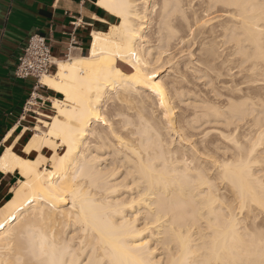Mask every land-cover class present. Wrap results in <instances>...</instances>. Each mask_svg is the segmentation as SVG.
<instances>
[{
    "label": "bare ground",
    "instance_id": "6f19581e",
    "mask_svg": "<svg viewBox=\"0 0 264 264\" xmlns=\"http://www.w3.org/2000/svg\"><path fill=\"white\" fill-rule=\"evenodd\" d=\"M195 2L97 0L117 22L91 33L87 54L73 49L39 77L62 96L44 98L55 114L38 118L21 151L20 134L0 155V171L20 175L0 206V264H259L264 225L252 222L253 208L264 213V0ZM200 10L211 21L208 56L220 54L223 26L250 83L223 107L186 102L184 69L170 81L163 76L177 64L164 52L163 22L174 36L167 19H199ZM156 12L153 46L146 29ZM109 102L123 115L117 124L125 135L104 114ZM181 102L191 114L178 113ZM207 124L216 135L207 136Z\"/></svg>",
    "mask_w": 264,
    "mask_h": 264
},
{
    "label": "crops",
    "instance_id": "0c3cea01",
    "mask_svg": "<svg viewBox=\"0 0 264 264\" xmlns=\"http://www.w3.org/2000/svg\"><path fill=\"white\" fill-rule=\"evenodd\" d=\"M115 20L97 0H0V155L20 134L16 148L19 145L23 148L21 140L31 131L23 119L36 79H24L15 74L18 58L29 37L34 33L45 35L52 43L54 54L61 59L70 43L72 50L89 51L91 33L107 30L108 22ZM54 92L38 85L33 97L44 100L55 96ZM24 129L26 131L22 132ZM9 132L13 137L6 140ZM14 183V174L0 171V206L9 198Z\"/></svg>",
    "mask_w": 264,
    "mask_h": 264
},
{
    "label": "rangeland",
    "instance_id": "374dc122",
    "mask_svg": "<svg viewBox=\"0 0 264 264\" xmlns=\"http://www.w3.org/2000/svg\"><path fill=\"white\" fill-rule=\"evenodd\" d=\"M198 0H196V2H197ZM200 1V0H199ZM198 1V2H199ZM195 2V3H196ZM198 2L196 3V8H199L198 7ZM198 4V5H197ZM199 10V9H198ZM201 12V10L200 11H198V17L199 16H203L202 18L200 17L199 19H197V17H195V18H193L192 16L191 17H189V19H188V17H183L182 15H180V13H176V16L173 14V15H171V17L169 18V19H167V21L168 20H170V21H168L169 22V24H171V25H173V27L174 28H176V31L178 32V34L180 33L181 35H183V36H181L180 34L178 35L177 34V32H176V36L174 35V36H169V33H168V30L167 29H165L166 28V22L164 21L163 22V26H162V35H163V37H164V42H165V44H166V49H164V52H165V50H166V52L165 53H167L168 51H167V49L169 50V51H171V55H172V57H175L174 58V60H173V62L175 61V60H177V64H174V65H170V67H169V65H166V67H167V70L163 73V76H164V80H166V81H170L173 77H175L176 75H181L182 74V72H183V69H184V72H185V75L187 76L186 77V80L185 81H182L183 83H181V87L182 88H184L183 89V91H185V92H187V96L186 97H189V98H186L185 97V99H187V101L186 102H188V101H192V100H194L195 98L196 99H203V100H207L208 102L210 101V103H214V104H216V105H219V106H224V105H226L225 103H227L228 101V99H226V98H229L230 96V98H233V96H234V98L235 99H239L240 97H239V94L241 95L242 94V92H243V94L244 93H246V92H248L249 91V87H248V84L250 85V83H249V79L247 78V77H244V75L246 76V74L247 73H245L244 71H242V70H240V67H241V69L243 68L242 66H245L244 65V63H240V58L239 57H241V55H239V54H237V57H235L236 56V49L234 48V44L232 43V42H229L228 41V39H227V37L225 36V33H226V31H225V29H224V27L223 26H219V30H218V32H217V35H218V37H217V43L216 44H218V52L220 53V54H218V56H220V57H218L217 56V60L216 59H214V60H216V61H214L210 56H208V54L206 53V48L208 47V46H210V44H212L213 42H212V40H213V35H212V33L210 32V23H211V21H210V18H209V13H206V14H201L200 13ZM157 13L158 12H156V13H153V15H151V17H150V23L148 24V30L146 29V31H147V34H149V36L151 37V40H153L152 42V44H153V46H156V44L159 42L158 40H155V39H158V36H159V34H158V29L160 28V17L158 16L159 15V13H158V15H157ZM179 14V15H178ZM172 16H174V17H172ZM154 17V18H153ZM153 18V19H152ZM159 18V19H158ZM174 18V19H173ZM179 18V19H178ZM187 18V19H186ZM193 19L192 21H191V19ZM185 19L187 20V21H185ZM159 20V21H158ZM198 20V21H197ZM181 21V22H180ZM191 21V22H190ZM194 21V22H193ZM197 21V22H196ZM200 21V22H199ZM207 21H208V23H207ZM210 21V22H209ZM117 22V20H115L114 21V23H116ZM180 22V23H179ZM183 22V23H182ZM192 22H193V24H192ZM201 22H202V24H201ZM174 23H175V25H174ZM200 23V24H199ZM205 23L207 24L206 26H208V29H207V27L206 26H203V25H205ZM178 24V25H177ZM187 24V25H186ZM190 24V26H188ZM192 24V25H191ZM196 24H197V27H196ZM155 25V26H154ZM177 25V26H176ZM183 25V26H182ZM199 25V26H198ZM178 26H179V28H178ZM195 26V27H194ZM203 26V27H202ZM186 27V28H185ZM201 27V28H200ZM191 28V29H190ZM203 28V29H202ZM156 30V31H155ZM185 30V31H184ZM186 30H187V32H186ZM197 30V31H196ZM198 30H200V31H198ZM152 31V32H151ZM195 31V32H194ZM182 32V33H181ZM193 32V33H192ZM156 33V34H155ZM166 33V34H165ZM185 33H187V34H185ZM200 35H199V34ZM168 34V35H167ZM195 34V35H194ZM157 35V36H156ZM152 36H154V37H152ZM179 36H181L183 39H181V37H179ZM186 36V37H185ZM194 36V37H193ZM223 36V37H222ZM168 37V38H167ZM170 37H172V38H170ZM179 37V38H178ZM154 38V39H153ZM187 38V39H186ZM194 38V39H193ZM166 39V40H165ZM172 39V40H171ZM192 39H193V41H192ZM201 39V40H200ZM206 39V40H205ZM209 39V40H208ZM220 39V40H219ZM182 40V41H181ZM157 43H156V42ZM188 41V42H187ZM206 41V42H205ZM207 41H209L208 42V44L207 45H205L206 43H207ZM210 41L212 42V43H210ZM224 43H223V42ZM229 43H228V42ZM175 42V43H174ZM180 42V43H179ZM199 42V43H198ZM172 43V44H171ZM179 43V44H178ZM185 43V44H184ZM221 43V44H220ZM231 43V44H230ZM202 44V45H201ZM226 45L225 46V49L224 48H222V47H224L223 45ZM169 45H170V47H169ZM173 45V46H172ZM199 45V46H198ZM219 45H220V47H219ZM187 48H186V47ZM206 46V48L204 49V47ZM193 47V48H192ZM230 47V48H229ZM231 47H232V49H231ZM189 48V49H188ZM228 48H229V50L232 52L233 50H235V51H233V52H235L234 54L233 53H229L230 51L228 50ZM194 49V50H193ZM201 49V50H200ZM204 49V50H203ZM220 49V50H219ZM224 49V50H223ZM185 50V51H184ZM191 51V53L193 54V56H195V59H192L191 60V58H190V54H189V52ZM88 50H85L84 51V53H86ZM188 53H187V52ZM203 51V52H202ZM205 51V52H204ZM220 51H222V53L220 52ZM228 51V52H227ZM201 52V53H200ZM169 53V52H168ZM204 55H203V54ZM224 53V54H223ZM229 53V54H228ZM174 54H175V56H174ZM181 54V55H180ZM187 54H189V56H187ZM165 55H167V54H165ZM171 55H170V57H171ZM177 55V56H176ZM180 55V56H179ZM209 57V58H207V60L204 58V57ZM184 56V57H183ZM199 56V57H198ZM201 57V58H200ZM204 59H203V58ZM218 58H221L220 60L222 61V59H223V61L221 62V61H219L218 60ZM227 58V59H226ZM234 58V59H233ZM212 59L213 60V65H212V63H211V61L210 60ZM232 59V61H230ZM237 59H238V62H237ZM200 60H202L203 62L205 61V63H208V62H210V65H208L207 66V64H205V63H203L202 61H200ZM209 60V61H208ZM224 60H225V62H224ZM192 61H193V63H192ZM199 61V62H198ZM206 61H208V62H206ZM229 61V62H228ZM185 62V63H184ZM188 62H191V64L192 65H190ZM196 62V63H195ZM216 64H215V63ZM227 62H228V64H227ZM242 62V61H241ZM180 63V64H179ZM199 63V64H198ZM232 63V64H231ZM189 64V65H188ZM194 64V65H193ZM218 64H219V66H218ZM241 65V66H239V65ZM186 65L188 66V69L187 70H185V68H183V67H186ZM196 65V66H195ZM198 65H199V67H198ZM207 66V67H204V66ZM217 67H216V66ZM237 65V66H236ZM212 66V67H211ZM230 66V67H229ZM236 66V67H235ZM203 67V68H202ZM223 68L222 70H218V68ZM182 68V70H180ZM189 68H190V70H189ZM215 68V69H214ZM171 69V70H170ZM174 69V70H173ZM178 69V70H177ZM196 69V70H195ZM206 69V70H205ZM211 69H213L212 71H211ZM217 69V70H216ZM229 69V70H228ZM244 69V68H243ZM54 70V69H53ZM197 72H195V71ZM202 70V71H201ZM205 70V71H204ZM207 70L209 71V73H207ZM242 71L243 73H244V75L242 74L241 75V72L240 71ZM186 71H187V74H186ZM189 71V72H188ZM230 71L232 72V73H230ZM240 73H239V72ZM52 72V71H51ZM179 72V73H178ZM183 72V73H184ZM195 72V73H194ZM199 72V73H198ZM219 72H221V74L219 73ZM229 72V73H228ZM167 73V74H166ZM178 73V74H177ZM192 73V74H191ZM204 73H205V75H204ZM196 74V76H194ZM201 74H203V75H201ZM224 74V75H223ZM234 74V75H233ZM239 74L241 75V76H239ZM166 75V76H165ZM199 75V76H198ZM208 75V76H207ZM219 75V76H218ZM221 75V76H220ZM226 75V76H225ZM192 76H194V77H192ZM205 76H207V77H205ZM212 76V77H211ZM233 76V77H232ZM168 77V78H167ZM216 77V78H215ZM222 77V78H221ZM224 77V78H223ZM229 77V78H228ZM230 77H232V78H230ZM242 77V78H241ZM207 78V79H206ZM210 78V79H209ZM240 78V79H239ZM248 80H247V79ZM204 79V80H203ZM218 81H217V80ZM235 79V80H234ZM242 79V80H241ZM245 79H246V81H245ZM194 80V81H193ZM199 80V81H198ZM200 80H202L201 82H200ZM207 80V81H206ZM216 80V81H215ZM226 80V81H225ZM234 80V81H233ZM190 81V82H189ZM240 81H241V83H240ZM220 82V83H219ZM224 82V83H223ZM230 82H233V83H230ZM234 82H235V84H234ZM244 82V83H243ZM246 82H247V84H246ZM211 83V84H210ZM227 83V84H226ZM230 83V84H229ZM242 83H243V86H244V84H246L244 87H242V89L244 88L245 89V91L246 92H244V89L242 90V91H240V90H237V88L240 86V88H241V86H242ZM186 84V85H185ZM202 84H206L205 86L204 85H202ZM237 84H239V85H237ZM190 85V86H189ZM201 85V86H200ZM212 85V86H211ZM221 85H223V87L221 86ZM226 85V86H225ZM184 86V87H183ZM188 86V87H187ZM187 87V88H186ZM191 87V88H190ZM196 87V88H195ZM204 87H205V89H204ZM226 87H228V88H226ZM230 87V88H229ZM248 87V88H247ZM193 88V89H192ZM203 88V89H202ZM233 88V89H232ZM234 88H236V89H234ZM49 89V88H48ZM195 89V90H194ZM201 89V90H200ZM221 90V92H220V90ZM225 89V90H224ZM227 89H229V90H227ZM230 89H231V91H230ZM248 89V90H247ZM189 90H190V93H189ZM227 90V91H226ZM234 90H236V91H234ZM194 92L195 93V95L194 94H192L191 92ZM197 91V92H196ZM228 91H230V94H229V92ZM240 91V93H238ZM233 92V93H232ZM204 93V94H203ZM227 93V94H226ZM236 93H237V95H236ZM54 94H55V96H57V97H59V98H61V96L62 95H60L59 93H56V92H54ZM190 96H189V95ZM197 94V95H196ZM204 96H203V95ZM221 94V95H220ZM193 95V96H192ZM224 95V96H223ZM227 95V96H226ZM228 95H230V96H228ZM233 95V96H232ZM243 95H241V97H242ZM192 97V98H191ZM198 97V98H197ZM206 97V98H205ZM213 97H214V99H213ZM224 98V99H223ZM35 100H37L36 102V104L38 105V107H39V109L38 108H35L39 113L37 114H35V113H33V112H27V114H26V118H24L23 119V122L26 124V125H28L29 127H32L33 125H35L36 123H37V121H38V118H40V117H42V118H47L46 116H45V114H55V112H54V109L51 107V103H50V101H46L45 99L44 100H42V99H39V98H37V99H35ZM178 101V100H177ZM225 102V103H224ZM224 103V104H223ZM177 104H178V102H177ZM181 106L179 107H177V110H178V113L180 114V112H181V109L183 108L184 109V111H186L187 112V110H185V108H184V103L183 102H181ZM221 104V105H220ZM179 105H180V103H179ZM28 107L30 108V106L28 105ZM34 108V107H33ZM125 109V108H124ZM180 109V110H179ZM183 109H182V111H183ZM132 110H130V112H131ZM180 111V112H179ZM194 111V110H193ZM40 112H42V113H45V114H40ZM118 112L119 111H115V109H114V107L112 106V104L109 102L108 104H106L105 106H104V114H105V116L109 119V120H111L110 122L111 123H115V126L118 128V129H120V134H124L125 135V130H123V129H121L119 126H118V122L122 119V117H123V115H121V114H118ZM191 112H192V110L190 109V111L188 110V114H191ZM108 114V115H107ZM114 115V116H113ZM110 116H111V118H110ZM116 120V121H115ZM208 125V127L207 128H205L206 127V125H205V129H206V131L208 130L209 131V134H207V136H209L211 133H212V135H211V137L212 136H214L213 134H215L217 131H215V130H212V129H215L216 127H214V126H216L215 124H207ZM214 127V128H211V127ZM246 126H244V127H242L241 128V130L243 131V130H245V132H247V128H245ZM43 128H45V127H43ZM210 130H209V129ZM245 128V129H244ZM200 129H202V128H200ZM212 130V131H211ZM213 131H215L214 133H213ZM124 132V133H123ZM244 132V131H243ZM32 131H28V133L27 134H25V136H24V138H22V140H21V143L22 144H24L27 140H28V138L32 135ZM216 135V134H215ZM21 146L19 145L16 149L17 150H21ZM60 152H62V149L60 150ZM18 178H20V175L18 174V173H14V181H15V183L17 182V180H18ZM15 183H14V185H15ZM11 196V194L9 195V197ZM235 204H236V202H234ZM254 210H253V212L256 210V212H255V214L257 215L256 216V219L254 220V222L256 221V223H253L252 222V224H254L255 226H257L258 228H260V227H262L263 225H264V213L263 212H261L262 214L260 215V211H258L257 209L258 208H253ZM259 212V213H258ZM258 213V214H257ZM246 214V213H245ZM259 216V217H258ZM262 217H263V219H262ZM263 220H261V219ZM259 219V220H258ZM263 224H261L260 226H259V223L260 222ZM251 226H253V225H251ZM255 226H253V227H255ZM261 229H263V227L261 228Z\"/></svg>",
    "mask_w": 264,
    "mask_h": 264
},
{
    "label": "built area",
    "instance_id": "2783aa9c",
    "mask_svg": "<svg viewBox=\"0 0 264 264\" xmlns=\"http://www.w3.org/2000/svg\"><path fill=\"white\" fill-rule=\"evenodd\" d=\"M71 40H74V37L71 38ZM71 51L72 44L70 43L64 57L68 58ZM57 59V56L53 52L52 43L45 35L34 33L29 37L26 46L18 58V64L15 69V74L17 77L24 79H36L34 91L31 93L30 98L27 101V106L29 105L30 108L28 107V109H25L26 113H39L35 109H39L38 105L30 103V99L33 98V94L36 92L37 86L42 85L39 83V77L44 73L51 72L55 67V62Z\"/></svg>",
    "mask_w": 264,
    "mask_h": 264
},
{
    "label": "snow or ice",
    "instance_id": "6c2138e0",
    "mask_svg": "<svg viewBox=\"0 0 264 264\" xmlns=\"http://www.w3.org/2000/svg\"><path fill=\"white\" fill-rule=\"evenodd\" d=\"M236 147L239 148L240 145L237 144ZM253 203H256V201L253 200ZM259 206H260L261 208H264V201H261L260 204H259ZM259 264H264V257H262V258L260 259Z\"/></svg>",
    "mask_w": 264,
    "mask_h": 264
},
{
    "label": "trees",
    "instance_id": "16d2710c",
    "mask_svg": "<svg viewBox=\"0 0 264 264\" xmlns=\"http://www.w3.org/2000/svg\"><path fill=\"white\" fill-rule=\"evenodd\" d=\"M63 58H65V57H63ZM9 198H10V197H9ZM9 198H8V199H9Z\"/></svg>",
    "mask_w": 264,
    "mask_h": 264
}]
</instances>
